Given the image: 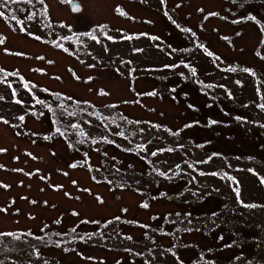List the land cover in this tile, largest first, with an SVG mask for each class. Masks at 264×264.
Wrapping results in <instances>:
<instances>
[{
	"label": "rangeland",
	"instance_id": "obj_1",
	"mask_svg": "<svg viewBox=\"0 0 264 264\" xmlns=\"http://www.w3.org/2000/svg\"><path fill=\"white\" fill-rule=\"evenodd\" d=\"M75 1L0 0V264H264V0Z\"/></svg>",
	"mask_w": 264,
	"mask_h": 264
},
{
	"label": "snow or ice",
	"instance_id": "obj_2",
	"mask_svg": "<svg viewBox=\"0 0 264 264\" xmlns=\"http://www.w3.org/2000/svg\"><path fill=\"white\" fill-rule=\"evenodd\" d=\"M6 2H7V0H6ZM2 16H4V13L3 12H0V17H2ZM252 19H255L254 17H252ZM39 37H37V39H38ZM93 38H95V37H93ZM109 39H111V37H109ZM0 43H2V41H0ZM209 55H212L211 53H209ZM234 70V69H233ZM194 71V70H193ZM244 71H250L249 69H244ZM254 74V73H253ZM260 107L261 108H264V104H261L260 105ZM20 119H23V117H20ZM211 123L212 124H215V123H217L216 121H211ZM73 127H76V125H73ZM120 135H123V133H119ZM153 155H155L156 153H152ZM73 167H75V165H73ZM262 182H264V181H262ZM5 187H7V186H5ZM237 195H239V191H238V189H237ZM144 207H147L148 205L147 204H144L143 205ZM253 207H254V205H253ZM74 231V230H73ZM0 235H2V234H0ZM7 235H13V234H11V233H9V234H7Z\"/></svg>",
	"mask_w": 264,
	"mask_h": 264
},
{
	"label": "trees",
	"instance_id": "obj_3",
	"mask_svg": "<svg viewBox=\"0 0 264 264\" xmlns=\"http://www.w3.org/2000/svg\"><path fill=\"white\" fill-rule=\"evenodd\" d=\"M1 70H2L1 72H3V71H4V74H6V73H7V72H5V70H6V68H5V67H2V68H1Z\"/></svg>",
	"mask_w": 264,
	"mask_h": 264
},
{
	"label": "water",
	"instance_id": "obj_4",
	"mask_svg": "<svg viewBox=\"0 0 264 264\" xmlns=\"http://www.w3.org/2000/svg\"><path fill=\"white\" fill-rule=\"evenodd\" d=\"M72 4V3H71Z\"/></svg>",
	"mask_w": 264,
	"mask_h": 264
}]
</instances>
